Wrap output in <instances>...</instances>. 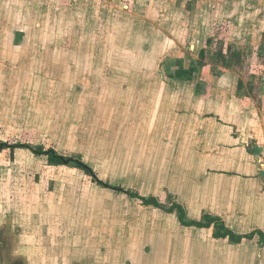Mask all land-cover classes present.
<instances>
[{
	"label": "rangeland",
	"instance_id": "obj_1",
	"mask_svg": "<svg viewBox=\"0 0 264 264\" xmlns=\"http://www.w3.org/2000/svg\"><path fill=\"white\" fill-rule=\"evenodd\" d=\"M198 1L0 0V142L79 156L107 183L0 151V260L29 233L24 264H264L263 229L233 217L254 232L234 243L164 210L216 217L213 181L237 161L264 174V0Z\"/></svg>",
	"mask_w": 264,
	"mask_h": 264
},
{
	"label": "crops",
	"instance_id": "obj_2",
	"mask_svg": "<svg viewBox=\"0 0 264 264\" xmlns=\"http://www.w3.org/2000/svg\"><path fill=\"white\" fill-rule=\"evenodd\" d=\"M198 2H199L198 0H193L192 5L195 4L196 6ZM191 9L194 10V7H192ZM230 57H232L234 60L240 59L241 61L240 54L235 52L234 50L232 51L231 55L227 57V59L229 60ZM220 74L221 73L219 72V75ZM170 75H171L170 77L174 76L178 79L177 77L178 72H173L172 74L170 73ZM172 90L173 89L167 87L164 84V88L160 93V95L173 93L174 90L173 91ZM254 157L256 160L255 162H257V164L254 165L255 166L254 169L258 170V172L259 170L262 171L259 166L260 164L259 161L261 159L259 152L254 153ZM251 166L250 163L248 162H246L243 166V162L237 161L236 163H234L235 171L232 172V177L230 174H229L230 177L219 176V179H221L222 181H218V182L213 181L211 186L208 188L209 194L211 195V197L207 195L208 200L213 205L224 208L223 211H214V215H217L215 218L217 217L221 218V222L223 221L222 223H224V226L227 227L229 230L233 231L234 233H236L233 229L235 228V226L229 224L233 220V217H234V221L237 222L238 224L236 225V228L238 229L253 230V231L262 230V229L264 230V177L261 176V174L259 175L258 173L256 175H252L251 173H246V171L249 170V167ZM231 168H233V166H231ZM188 193L190 194V201L192 202V204L193 205L197 204L198 206L200 202L198 198L200 197V195H197L198 191L193 189L190 192L188 191ZM221 197L223 200L221 205L216 204L218 198L220 199ZM174 203L182 205L185 211V207L182 203H178V202H174ZM209 215H211V213ZM194 219L196 218H193V220ZM236 234H240V233H236ZM31 237L36 238L33 235H30L29 233L24 235L21 234L20 244H15L16 245L15 247H10V251L8 253L7 252L5 253L6 255L7 254L9 255L10 261L6 263L0 260V264H24V262L17 257V254L19 253L18 249L26 247L23 244L22 239L24 238L27 239ZM171 253L174 254V252ZM0 254L3 253L0 251ZM149 255L152 256L154 255V253H151ZM159 255H163V253L162 252L156 253V256ZM138 259L140 260V256L137 257V260ZM19 260H21V262H18ZM154 264H158L157 257H155Z\"/></svg>",
	"mask_w": 264,
	"mask_h": 264
},
{
	"label": "trees",
	"instance_id": "obj_3",
	"mask_svg": "<svg viewBox=\"0 0 264 264\" xmlns=\"http://www.w3.org/2000/svg\"><path fill=\"white\" fill-rule=\"evenodd\" d=\"M15 148H23L31 151L35 155H44L46 156L47 160L51 164H71L81 170H83L85 173L92 176V178L98 182L101 185L107 186V183H104L96 178V175L92 168L88 165H86L79 156H64L62 154L57 153L54 149H44L42 147H34L30 144L26 143H7V142H0V151L3 149H10L14 150ZM130 196L136 197L142 201V204L146 205H152L154 207L158 208H164L158 200L154 196L144 197L139 195L136 192H130ZM166 212H175L176 216L178 218V221L184 225V226H195L198 228H208L213 227V235L216 238H228L230 241L234 243H240L244 239H252L253 233L251 232L249 234H236L233 231L229 230L224 226L223 223H221L217 218L212 217L209 214H204L202 216V220H187L185 211L182 205L173 203L169 208L164 209ZM217 223H219L217 225ZM217 225V226H216Z\"/></svg>",
	"mask_w": 264,
	"mask_h": 264
},
{
	"label": "built area",
	"instance_id": "obj_4",
	"mask_svg": "<svg viewBox=\"0 0 264 264\" xmlns=\"http://www.w3.org/2000/svg\"><path fill=\"white\" fill-rule=\"evenodd\" d=\"M259 162H260V164H259L260 169L262 170V172H264V158L261 157Z\"/></svg>",
	"mask_w": 264,
	"mask_h": 264
},
{
	"label": "flooded vegetation",
	"instance_id": "obj_5",
	"mask_svg": "<svg viewBox=\"0 0 264 264\" xmlns=\"http://www.w3.org/2000/svg\"><path fill=\"white\" fill-rule=\"evenodd\" d=\"M262 158H264V157H262ZM264 173V172H263ZM263 177H264V175H263Z\"/></svg>",
	"mask_w": 264,
	"mask_h": 264
},
{
	"label": "water",
	"instance_id": "obj_6",
	"mask_svg": "<svg viewBox=\"0 0 264 264\" xmlns=\"http://www.w3.org/2000/svg\"><path fill=\"white\" fill-rule=\"evenodd\" d=\"M129 193V191H127Z\"/></svg>",
	"mask_w": 264,
	"mask_h": 264
}]
</instances>
